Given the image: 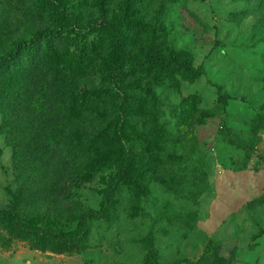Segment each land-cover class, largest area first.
Masks as SVG:
<instances>
[{
    "label": "rangeland",
    "instance_id": "1",
    "mask_svg": "<svg viewBox=\"0 0 264 264\" xmlns=\"http://www.w3.org/2000/svg\"><path fill=\"white\" fill-rule=\"evenodd\" d=\"M117 4L112 1L110 13ZM259 4L187 0L167 1L160 13L155 4L149 8L147 16L158 14L166 28L165 48L190 51L202 72L180 90L158 87L156 93L165 103L161 121L173 143L202 159L207 188L197 200L169 193L155 182L139 200L124 191L117 219L96 222L89 247L65 254L63 263L141 264L153 239L160 264H264V164L258 162L264 154V6ZM241 12L250 15L239 20ZM79 13L84 21L97 14L89 6ZM52 21L36 9L35 0H0V56L15 42L52 28ZM68 62L33 72L6 106L0 104V209L10 206L22 186V217L61 228L77 224L72 207L101 208L115 169L107 164L83 171L69 157L66 161L63 145L22 146L61 130L62 123L73 127L80 120L69 116L68 106L59 108L60 96L53 94L60 85L79 90L92 81ZM193 94L200 97L199 108L211 115L180 129L173 110ZM237 141L253 148L247 168L242 167L246 150ZM17 149L31 157L18 166ZM39 253L44 252L0 232V264H27Z\"/></svg>",
    "mask_w": 264,
    "mask_h": 264
},
{
    "label": "trees",
    "instance_id": "2",
    "mask_svg": "<svg viewBox=\"0 0 264 264\" xmlns=\"http://www.w3.org/2000/svg\"><path fill=\"white\" fill-rule=\"evenodd\" d=\"M112 1L35 0L36 9L52 19L54 26L15 42L0 56V104L5 106L14 90L26 84L33 72L48 71L52 65L68 60L92 80L79 90L60 85L53 92L60 96L57 106H68L69 116L80 119L73 127L62 123L61 130L34 142L23 141L22 146L34 150L40 144L46 149L63 145L66 161L69 157L83 171H96L107 164L115 167L101 208L72 207L77 224L71 228L24 219L21 186L10 206L0 209V232L28 243L31 249L55 254L86 249L96 222L112 224L117 219L124 191L139 200L155 182L169 193L197 200L207 188L202 159L193 157L195 150H183L184 145L179 149L173 143L175 139L168 134L167 124L161 121L165 103L156 93L158 87L180 90L183 82H196L202 72L194 66L190 51L165 48L164 24L159 22L158 14L147 16L153 4L160 13L167 1L187 0H117L118 10L110 13ZM244 1L264 6V0ZM87 6L95 8L97 14L84 21L79 12ZM249 15L241 12L238 19ZM200 102V97L193 94L185 99L181 109L173 110V116L180 120V129L190 128L211 115V110L199 108ZM259 130L257 123L254 131ZM236 146L246 150L242 167L247 168L253 148H245L238 141ZM29 156L15 150V165L26 163ZM187 159L192 160L189 166L184 164ZM258 162L264 164V154ZM148 244L141 264H160L153 239Z\"/></svg>",
    "mask_w": 264,
    "mask_h": 264
},
{
    "label": "crops",
    "instance_id": "3",
    "mask_svg": "<svg viewBox=\"0 0 264 264\" xmlns=\"http://www.w3.org/2000/svg\"><path fill=\"white\" fill-rule=\"evenodd\" d=\"M39 251V250H38ZM42 252V251H41ZM62 258H66L65 254H55L52 252L39 253L34 256L33 260H27V264H66L62 262Z\"/></svg>",
    "mask_w": 264,
    "mask_h": 264
}]
</instances>
